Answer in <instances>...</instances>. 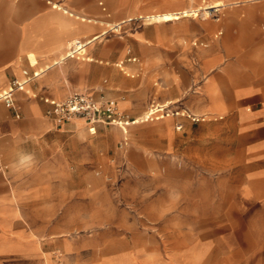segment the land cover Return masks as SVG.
Masks as SVG:
<instances>
[{
  "label": "rangeland",
  "instance_id": "1",
  "mask_svg": "<svg viewBox=\"0 0 264 264\" xmlns=\"http://www.w3.org/2000/svg\"><path fill=\"white\" fill-rule=\"evenodd\" d=\"M99 1L107 10L98 5L92 18L104 22L97 25L98 32L110 30L81 56L91 53L99 60L69 56L57 65L58 75L49 78L54 89L66 94L42 98L55 126L71 123L60 129L67 149L65 170L54 179L65 182L60 203L42 206L50 213L46 223L57 227L52 239L64 240L67 248H56L47 264H166L189 255L196 264H264L259 223L250 220V206L236 188L234 158L223 156L224 142L218 139L220 117L225 116L218 107L227 106L238 87L264 86V13L226 5L211 9L208 18L152 22L146 14L177 6L169 0ZM192 3L199 7L202 0ZM124 18L132 19L122 29L108 25ZM133 55L144 58L148 75L159 70L162 102L157 100V107L212 104L215 113L199 120L182 112L167 117L165 110L130 125L85 117L58 122L47 114L46 98L61 101L75 94L91 96L103 106L114 104L130 121L148 114L150 105L135 112L122 105L130 87L142 84L143 89L152 81L147 76L127 84L131 77L113 62ZM236 71L254 75L235 77ZM54 133L51 129L47 136L52 140ZM73 135L93 146L94 163L82 157L77 167L68 156ZM73 178L81 181L76 189L69 188ZM24 223L32 227L33 222Z\"/></svg>",
  "mask_w": 264,
  "mask_h": 264
},
{
  "label": "crops",
  "instance_id": "2",
  "mask_svg": "<svg viewBox=\"0 0 264 264\" xmlns=\"http://www.w3.org/2000/svg\"><path fill=\"white\" fill-rule=\"evenodd\" d=\"M44 1L0 0V93L9 86L11 80L24 77L21 72L24 62H27L24 69L41 70L40 76L27 85L32 94L28 95L24 91L16 93L20 116L0 102V166H4L0 169V264H47L54 260L52 253L56 248H67L64 240L52 239L58 234L57 227H50L46 223L50 221V213L44 211L42 206L60 203V190L65 188V182L54 179L65 170L67 156L60 129L69 128L71 123L64 124L62 128L55 126L53 120L45 115L48 104L42 98L44 95L64 96V89H54L52 86L55 81H49L50 77L58 75L57 65L64 63L69 56L88 61L99 60L91 53L81 56L110 30L98 32L97 25H103L104 22L92 18V15H98V5H102L103 11L107 10L103 6L104 1ZM221 1L232 4L240 12L264 13V0ZM192 2L195 0H169L168 4L177 7L146 14V18L152 22H175L193 16L185 15L177 19L167 17L169 13L193 12L203 5V0L199 7H194ZM47 4H52V7ZM159 15L161 18H157ZM140 17L144 15L137 16ZM130 19L124 18L108 25L111 29H122ZM263 19L264 16L260 17V20ZM78 42L86 44L84 50L71 56V50ZM100 61L104 62V59L100 58ZM106 63L110 61L106 60ZM113 63L131 77L127 84L147 76L152 78L150 86L146 88L144 86L142 89V84L130 87L131 92L122 102L124 107L133 112L150 105L148 114L129 120L128 125L149 120L146 116L157 111L166 110L167 117L182 112L199 120L215 113L212 104L202 107L193 105L189 109H168L171 106L164 105L157 107V100L162 102L159 94L161 78L157 75V67L148 75L150 72L146 71L144 58L137 55ZM234 75L241 77L254 74L236 71ZM253 85L234 89L228 105L218 107V110L225 111V116L220 117L218 139L224 142L221 148L223 156L234 158L236 188L241 190L243 202L250 206L251 222L259 223L260 229L256 227V235L264 246V86ZM73 88L82 89L81 86ZM173 105H180V102ZM123 128L127 133L126 125ZM51 129L55 132L52 140L47 136ZM58 134L62 136L59 139ZM68 143L73 149V154L68 156H72L77 167L82 163V157L90 158L89 165L96 161V150L86 140L73 135ZM80 184L81 181L73 178L69 188L76 189ZM35 208L38 210L36 213L33 211ZM26 221L33 222L32 227H27ZM185 258L178 261L170 258L166 264H196L193 255Z\"/></svg>",
  "mask_w": 264,
  "mask_h": 264
},
{
  "label": "built area",
  "instance_id": "3",
  "mask_svg": "<svg viewBox=\"0 0 264 264\" xmlns=\"http://www.w3.org/2000/svg\"><path fill=\"white\" fill-rule=\"evenodd\" d=\"M82 44L84 46H81ZM85 45V43L78 42L71 50V56L81 53L84 50ZM23 74V78H15L11 80L9 86L0 93V102L6 107L13 109L17 116H20V113L18 111V104L16 103V93L18 91H24L28 94V83L39 77L41 70L29 71L28 69H24ZM46 101L50 104L47 114L58 122L71 120L75 117L89 118L92 122L109 121L121 124H127V122H129L128 119H123V117L118 114L114 104L103 106L102 103L98 102L91 96L75 94L61 101L50 98H46ZM156 113L149 114L146 118H155L152 115H155ZM157 117L158 116H156V118Z\"/></svg>",
  "mask_w": 264,
  "mask_h": 264
},
{
  "label": "bare ground",
  "instance_id": "4",
  "mask_svg": "<svg viewBox=\"0 0 264 264\" xmlns=\"http://www.w3.org/2000/svg\"><path fill=\"white\" fill-rule=\"evenodd\" d=\"M226 5H232V4L224 3L221 0H203V5L198 10H195L193 12L185 11L184 13L182 12L181 14L169 13L167 17L177 19L185 15L186 16L195 15L196 17L201 16L204 18H208L209 16H211L212 13L211 9L219 10L221 7H224ZM157 18H161V16H157ZM91 131L96 132V128L92 127Z\"/></svg>",
  "mask_w": 264,
  "mask_h": 264
}]
</instances>
